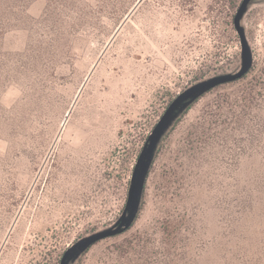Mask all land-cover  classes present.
I'll list each match as a JSON object with an SVG mask.
<instances>
[{"label": "rangeland", "instance_id": "rangeland-1", "mask_svg": "<svg viewBox=\"0 0 264 264\" xmlns=\"http://www.w3.org/2000/svg\"><path fill=\"white\" fill-rule=\"evenodd\" d=\"M61 259L264 264V0L0 12V264Z\"/></svg>", "mask_w": 264, "mask_h": 264}, {"label": "trees", "instance_id": "trees-1", "mask_svg": "<svg viewBox=\"0 0 264 264\" xmlns=\"http://www.w3.org/2000/svg\"><path fill=\"white\" fill-rule=\"evenodd\" d=\"M11 0H0V12L5 8L6 5H8V2H10ZM15 1V0H14ZM237 79V78H236ZM180 120V118H178L176 120V123ZM62 259L60 260L59 264H61Z\"/></svg>", "mask_w": 264, "mask_h": 264}, {"label": "water", "instance_id": "water-1", "mask_svg": "<svg viewBox=\"0 0 264 264\" xmlns=\"http://www.w3.org/2000/svg\"><path fill=\"white\" fill-rule=\"evenodd\" d=\"M243 73H244V72H243ZM243 73H242V74H243ZM242 74H239V75L234 76V77H231V78H227V79H225V80H220V81H218V82L233 80V79H236V78L241 77Z\"/></svg>", "mask_w": 264, "mask_h": 264}]
</instances>
